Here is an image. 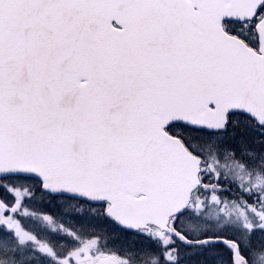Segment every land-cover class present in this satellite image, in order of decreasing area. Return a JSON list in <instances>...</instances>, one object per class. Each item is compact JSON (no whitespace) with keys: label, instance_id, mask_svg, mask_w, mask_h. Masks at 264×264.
I'll return each instance as SVG.
<instances>
[{"label":"snow or ice","instance_id":"snow-or-ice-1","mask_svg":"<svg viewBox=\"0 0 264 264\" xmlns=\"http://www.w3.org/2000/svg\"><path fill=\"white\" fill-rule=\"evenodd\" d=\"M0 264H264V0H0Z\"/></svg>","mask_w":264,"mask_h":264}]
</instances>
